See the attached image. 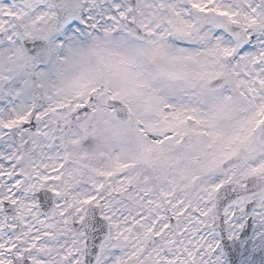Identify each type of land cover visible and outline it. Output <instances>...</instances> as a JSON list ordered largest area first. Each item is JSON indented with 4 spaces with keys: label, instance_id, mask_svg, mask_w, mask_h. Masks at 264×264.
<instances>
[{
    "label": "snow or ice",
    "instance_id": "obj_1",
    "mask_svg": "<svg viewBox=\"0 0 264 264\" xmlns=\"http://www.w3.org/2000/svg\"><path fill=\"white\" fill-rule=\"evenodd\" d=\"M0 264H264V0H0Z\"/></svg>",
    "mask_w": 264,
    "mask_h": 264
}]
</instances>
